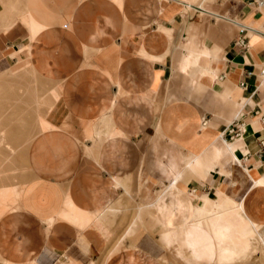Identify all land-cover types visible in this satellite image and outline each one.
Listing matches in <instances>:
<instances>
[{
	"label": "crops",
	"instance_id": "0c3cea01",
	"mask_svg": "<svg viewBox=\"0 0 264 264\" xmlns=\"http://www.w3.org/2000/svg\"><path fill=\"white\" fill-rule=\"evenodd\" d=\"M0 186V264H182L176 199L264 232V6L0 0Z\"/></svg>",
	"mask_w": 264,
	"mask_h": 264
},
{
	"label": "bare ground",
	"instance_id": "6f19581e",
	"mask_svg": "<svg viewBox=\"0 0 264 264\" xmlns=\"http://www.w3.org/2000/svg\"><path fill=\"white\" fill-rule=\"evenodd\" d=\"M192 163H187L189 169ZM173 188L172 184L171 190ZM246 196H227V200H203L191 205L181 199L173 201L174 207H185L187 213H197L184 217L185 223L191 225L184 239L179 240V233L173 232L167 240L169 247H177L175 254L182 257V264H242L257 251L264 253L262 225L248 213Z\"/></svg>",
	"mask_w": 264,
	"mask_h": 264
},
{
	"label": "rangeland",
	"instance_id": "374dc122",
	"mask_svg": "<svg viewBox=\"0 0 264 264\" xmlns=\"http://www.w3.org/2000/svg\"><path fill=\"white\" fill-rule=\"evenodd\" d=\"M203 7H204V5H203ZM38 121H39L41 129H43V130L50 126V123L44 118L43 115L41 116L40 120H38ZM18 192L19 191L16 188L12 189V188H8L5 186H0V214L7 211L8 209H11L12 206L15 205V203H16L15 201L19 195ZM139 202H140V200L138 199L137 203H139ZM157 233H158L157 230L152 232L153 237L156 238ZM255 243H256V241H255ZM171 247H174L175 252H177V247L175 245L171 246ZM175 252H174L173 256L181 259L182 257L180 255H176ZM242 264H264V253L259 250L256 253H254L250 258H248L247 262L242 263Z\"/></svg>",
	"mask_w": 264,
	"mask_h": 264
},
{
	"label": "built area",
	"instance_id": "2783aa9c",
	"mask_svg": "<svg viewBox=\"0 0 264 264\" xmlns=\"http://www.w3.org/2000/svg\"><path fill=\"white\" fill-rule=\"evenodd\" d=\"M251 4H256L257 6H264V0H250ZM239 42L242 44L243 40H239ZM244 85V83H242Z\"/></svg>",
	"mask_w": 264,
	"mask_h": 264
}]
</instances>
